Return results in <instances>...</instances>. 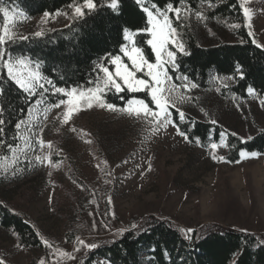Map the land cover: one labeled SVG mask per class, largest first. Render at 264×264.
<instances>
[{"label": "rangeland", "instance_id": "374dc122", "mask_svg": "<svg viewBox=\"0 0 264 264\" xmlns=\"http://www.w3.org/2000/svg\"><path fill=\"white\" fill-rule=\"evenodd\" d=\"M143 4L146 6V0ZM244 6L252 10L251 31L256 42L264 45V0H246ZM3 8L9 10L12 18L5 26L13 40L29 31L59 29L70 23L63 14L51 22L47 17L31 21L14 4L7 3ZM188 19L202 46L215 43L207 29L227 42H234L222 25L209 22L205 27L191 12ZM36 65L32 63V70L41 74L40 66ZM214 77L207 89L196 88L186 93L194 97L192 102L178 105L186 117L210 123L215 120V125L243 140L264 130L261 99L256 95L247 99L221 95L220 88H229L233 80ZM35 95H39V103L30 114L39 117L38 123L44 128L40 138L45 146L43 149L37 146L36 152L27 150L31 166L20 148L16 149V164L12 163V154L0 158V198L28 218L41 240H48L53 247L49 249L43 244L42 249H22L13 234L0 228V258L6 264H39L41 259L45 264H76L91 251L81 247L76 252V237L86 244L98 245L120 237L118 229H125L126 233L136 217L168 220L183 231L214 224L264 234V155L241 157L232 165L226 161L224 144L215 150L210 145L203 148L180 137L171 125L153 133L145 121L107 109L79 111L68 124H63L65 107L61 106L52 108L44 120L43 109L53 103L47 98L48 93L42 94L39 88ZM24 129L22 125V137ZM32 142L35 143V137ZM49 142L52 148L47 147ZM24 144L23 138L21 147ZM49 153L58 166L52 167L47 161L43 165L35 163V155ZM213 155L224 156L225 160H213ZM14 170L16 176L11 174ZM108 197L112 198L111 205ZM92 200L96 203H90ZM73 234V240L69 241ZM57 249L71 253L76 259L61 257ZM95 264L106 262L98 259Z\"/></svg>", "mask_w": 264, "mask_h": 264}, {"label": "trees", "instance_id": "16d2710c", "mask_svg": "<svg viewBox=\"0 0 264 264\" xmlns=\"http://www.w3.org/2000/svg\"><path fill=\"white\" fill-rule=\"evenodd\" d=\"M170 2L176 4L178 0H146V6L151 8L155 3L165 8ZM7 3L18 6L31 21L44 18V12L52 14L47 17L48 22L57 17L56 12L69 19V25L64 28L49 27L42 31L44 34L40 37L35 36L34 31H29L21 36L27 39L19 37L4 46L5 51L14 57L25 56L39 64L45 84L47 79H51L58 87L64 88L86 89L92 86L97 73L96 65L107 64V59L104 58L108 56L123 55L120 48L127 43L123 38L124 29H129L132 34L131 30L146 26V14L135 0H120L118 15L108 6L111 0H94L96 9L91 12L83 6V0H0V8ZM208 3L209 0H185L181 7L190 9L193 15L197 11L203 12L206 19L202 23L205 27L209 22L222 25L234 38V42H227L207 29L215 43L204 47L193 24L187 19L183 22L184 27L178 28V32L185 50L190 54L178 55L180 67L178 72L172 70L173 79L182 73L191 82L197 83L199 89H207L214 76L234 77L229 88H220L221 95L233 94L247 99L249 95L246 90L252 86L256 89V96L264 98V48L257 47V42L252 43L253 37L248 35L249 29L239 6L241 0H211L213 8H209ZM76 6L82 7L83 17L75 15ZM233 23H241V28L234 29L231 26ZM173 24H176L175 20ZM5 25V17L0 12V30ZM134 39L143 47L147 58L154 60L150 47L144 43L148 36L136 34ZM124 59L127 63V59ZM237 65L241 67L244 79H239ZM0 77H3L0 85L4 88L3 95H0V105L4 108L2 118L6 121L3 139L21 147V130V138L13 139L17 135L15 125L29 117L39 95H29L19 89L8 80L2 69ZM132 96L150 101L145 92H124L120 96L108 93L107 100L120 106L125 105ZM47 98L55 103L64 97L48 92ZM173 119L178 120L175 113ZM188 121L180 125L181 130L187 131L190 143L199 144L203 148L212 142H219L224 133L227 144L226 161L232 165L241 160L240 151L264 155V130L242 142L239 136H232L231 132L210 122L192 118H188ZM11 154L6 146L0 145V158ZM133 224L138 227L133 229ZM129 225L126 233L101 242L96 249L82 255L76 264H95L98 259L104 260L106 264H264V244L260 243L264 240V234L244 233L208 224L195 228L190 234L192 240L189 241L186 231L168 220L136 217L132 218ZM0 228L13 234L17 245L22 249L43 247L40 235H37L38 231L29 219L1 198ZM71 236L69 241L73 240L74 234Z\"/></svg>", "mask_w": 264, "mask_h": 264}, {"label": "snow or ice", "instance_id": "6c2138e0", "mask_svg": "<svg viewBox=\"0 0 264 264\" xmlns=\"http://www.w3.org/2000/svg\"><path fill=\"white\" fill-rule=\"evenodd\" d=\"M135 2L141 7L142 12L146 14V26L144 28L131 30V35L129 34V29H124L123 38L127 43L123 44L120 48V52L123 55L108 56L104 58L107 59V64H97V73L92 82V86L86 89H78V87H58L51 79H47L46 86L44 82L45 78L42 77L39 72L32 70L33 62L30 58L25 56L14 57L5 51L4 46L13 41V37L8 34L9 28L7 26L0 30V69L3 70L10 82L17 85L19 89H22L29 95H35L37 88H39L42 94L51 92L52 95L59 94L64 97L53 104L47 105L43 109V112L45 113L44 120H47V113L52 108L58 109L61 106L65 107V112L63 113L61 120L63 124H68L71 118L79 111L91 110L93 108L107 109L112 112L119 111L128 117L145 121L151 126V131L153 133L167 130L171 125L175 128L180 137L188 140L189 135L187 131L181 130L180 125L188 123L189 121L185 112L181 110L178 105L192 102L194 100V97L186 95V93L190 92L191 89L198 88V84L191 82L189 77L182 73L173 79L172 70H175L176 72L179 71L180 66L177 60L178 55L187 56L190 54L185 50L182 37L178 32V28L184 27L183 22L188 19L190 9L181 7L185 4V0H178L176 4L170 2L165 8H161L155 3L149 8L144 6L143 0H135ZM201 2H203V0H201ZM245 2L246 0H241L239 6L242 10L246 27L249 29L248 35L253 37L252 43H256L254 33L251 31L252 10L251 8L244 6ZM119 4L120 0H111V3L108 6L118 15ZM83 6L86 7L89 12L96 9L94 0H83ZM208 7H214L211 0H209ZM74 11L78 16H84L82 7L76 6ZM0 12L3 13L7 25L12 19L9 16V10L7 8H0ZM20 14L23 15V12ZM50 15L52 14L48 12L43 13L44 17H49ZM55 15L58 16L60 13L56 12ZM195 16L200 20L206 19L204 13L201 11H197ZM173 20L176 21L175 25L173 24ZM231 26L238 30L241 28V23H233ZM43 34L42 31L35 32V36L37 37H40ZM136 34H146L148 36V39H146L144 43L150 47L154 55V60H149L144 54L143 47L137 44L133 38ZM21 38L27 39V37ZM257 47L264 48V45L257 44ZM124 58L127 59V63H125ZM36 67L38 68L39 65L37 64ZM236 72L239 73V79H244V73L239 65L236 67ZM232 78L234 77H229V79ZM0 79H3V77H0ZM214 79H218V77H214ZM224 86L227 87V84ZM217 91H219V89H217ZM246 91L248 95H257L256 89L252 86H249ZM124 92H145L150 97V101L146 102L142 98L132 96L127 99L125 105L118 106L107 100L108 93H114L120 96V94ZM3 93L4 88L0 85V95H3ZM120 98L123 99L122 96ZM37 103H39V101ZM150 104L152 106H150ZM260 104L264 107V98L260 100ZM3 113L4 108L0 105V145L6 146L8 151L12 152L13 164H16L18 161L16 148H20V152L24 153V158L28 160V164L31 166L32 160L28 159L27 150L31 149L32 152H36L37 146H39L40 149H43L45 146V141L40 138L44 128L38 123L39 117L30 114L28 121L21 120L16 123L15 128L17 130V135L13 137L14 140H19L21 138L20 130L22 125H25V135L23 137L25 144L23 147H20L19 145L14 146L13 144L4 141L3 136L5 128L3 126L6 121L2 118ZM174 113L176 117H178V120L173 119ZM205 115H207V113H205ZM211 123L215 125L217 121L212 120ZM72 131L75 132L76 128H72ZM224 135V133L221 134L219 142L210 143L211 149H217L220 144H224V146L227 147V144L224 141ZM231 135L235 136L236 133H231ZM33 137H35V143L32 142ZM248 139H251V137ZM196 142L199 143V140ZM242 142L246 141H243L242 138ZM88 143H91V141H88ZM47 147L52 148V144L49 142ZM239 155L241 157L257 158L261 154L257 152L246 153L245 151H240ZM6 158L7 157H5V159ZM212 159L224 161L225 157H217L216 155H213ZM34 161L38 165H43L47 161L52 167L58 166L51 160V153L46 156L37 154L34 156ZM151 168V163H149L148 170L151 171ZM11 174L16 176L17 173L14 170ZM107 202L111 205L112 198L108 197ZM90 203L95 204L96 201L92 200ZM110 215L112 218H115L114 212H111ZM104 227L107 228L108 225L105 224ZM131 227L136 229L138 226L133 224ZM118 231L123 234L126 230L118 229ZM192 232V229H187L185 233L186 238L189 241L192 240V235H190ZM37 235H39V233H37ZM76 240V252H79L81 247L89 250L98 247L96 243L86 244L85 241L79 237H76ZM42 243L49 249L53 247L48 240L43 238ZM260 243L264 244V240L260 241ZM57 252L61 257L67 256L69 259H76L71 253L64 252L60 249H57ZM0 264H6V262L3 259H0ZM39 264H45L44 260L41 259Z\"/></svg>", "mask_w": 264, "mask_h": 264}]
</instances>
